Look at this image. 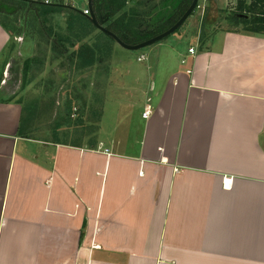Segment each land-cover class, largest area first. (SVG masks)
Returning a JSON list of instances; mask_svg holds the SVG:
<instances>
[{"label":"crops","instance_id":"obj_1","mask_svg":"<svg viewBox=\"0 0 264 264\" xmlns=\"http://www.w3.org/2000/svg\"><path fill=\"white\" fill-rule=\"evenodd\" d=\"M206 1L187 49L123 67L128 120L75 142L21 133L0 25V264H264V34Z\"/></svg>","mask_w":264,"mask_h":264},{"label":"rangeland","instance_id":"obj_2","mask_svg":"<svg viewBox=\"0 0 264 264\" xmlns=\"http://www.w3.org/2000/svg\"><path fill=\"white\" fill-rule=\"evenodd\" d=\"M165 1L156 0L155 10L173 7L174 3ZM173 1L182 4L184 0ZM213 1L216 4L212 10L218 15H224L235 3ZM74 4L80 9L82 1L75 0ZM16 6L4 5L0 0V18L13 28L4 56V86L23 106L26 135L61 142L81 141L85 135L104 138L103 132L107 135L117 118L127 121L130 103L135 107L143 90L128 85L129 75L123 67L136 61V55L146 53L148 47L187 49L196 36L193 22L210 11L208 1L198 0V7L174 32L149 46L126 50L97 30L85 29L83 21L66 10L44 12L34 6L29 11ZM221 22L214 25L225 27ZM90 49L100 53H96L98 61L94 63H88L86 54ZM130 55L132 58H128ZM110 76L114 78L111 84Z\"/></svg>","mask_w":264,"mask_h":264},{"label":"trees","instance_id":"obj_3","mask_svg":"<svg viewBox=\"0 0 264 264\" xmlns=\"http://www.w3.org/2000/svg\"><path fill=\"white\" fill-rule=\"evenodd\" d=\"M6 5H18L21 9L33 10L36 6L44 12L55 10H66L72 16H77L84 23L85 27L97 30L107 39H112L106 33L99 31L89 21L80 9L72 6L71 3H64L63 0H55L53 3L45 4L34 0H2ZM192 0H184L177 5L175 1L166 0L174 3L168 10L156 9V0H92V12L97 22L106 29L115 33L123 42L136 44L149 37H153L172 26L188 8ZM128 4H130L128 6ZM198 5V3H197ZM26 7V8H25ZM193 13V12H192ZM243 15V16H239ZM248 16V17H245ZM220 20H225L228 24L227 29L243 31L245 33L264 34V0H235L234 6L224 15H219ZM5 18H0V25L9 32L13 33V28ZM86 29V28H85ZM204 33L201 32V35ZM97 54L90 49L87 52L88 63L98 61ZM21 133H24L23 119L21 120Z\"/></svg>","mask_w":264,"mask_h":264},{"label":"water","instance_id":"obj_4","mask_svg":"<svg viewBox=\"0 0 264 264\" xmlns=\"http://www.w3.org/2000/svg\"><path fill=\"white\" fill-rule=\"evenodd\" d=\"M197 2L198 0H192L190 5L188 6V8L184 11V13L179 17V19L172 25L170 26L168 29H166L165 31L150 37L149 39L142 41L140 43H136V44H127L125 42H123L115 33H113L112 31L106 29L105 27L101 26L98 22L97 19L94 15V13L92 12V0H88L87 1V6L90 8V15L87 16V18L89 19V21L92 23L93 26H95L99 31H102L104 33H106L107 35H109L114 41H116V43H118L121 47L128 49V50H138L141 49L143 47L149 46L157 41H160L161 39L165 38L166 36H168L169 34H171L172 32H174L176 29H178L183 22L190 16L192 15V12L194 11V9L197 7ZM239 16H243V15H239ZM247 17V16H245Z\"/></svg>","mask_w":264,"mask_h":264},{"label":"built area","instance_id":"obj_5","mask_svg":"<svg viewBox=\"0 0 264 264\" xmlns=\"http://www.w3.org/2000/svg\"><path fill=\"white\" fill-rule=\"evenodd\" d=\"M34 1H40V2L45 3V4H50V3H53L55 0H34ZM63 1L66 4L71 3L72 6H75V4H74L75 0H63ZM81 1H82V6L80 7V10L82 11V13L84 15L89 16L91 11H90V8L87 6L88 0H81ZM188 51L190 53H194V48L190 47ZM143 58H144L143 56H140L138 58V60H141ZM149 112H150V106L147 105L145 111L143 112V116H147L149 114Z\"/></svg>","mask_w":264,"mask_h":264},{"label":"clouds","instance_id":"obj_6","mask_svg":"<svg viewBox=\"0 0 264 264\" xmlns=\"http://www.w3.org/2000/svg\"><path fill=\"white\" fill-rule=\"evenodd\" d=\"M198 3V2H197ZM197 7H198V5H197Z\"/></svg>","mask_w":264,"mask_h":264}]
</instances>
